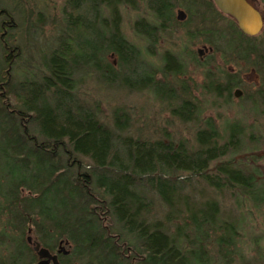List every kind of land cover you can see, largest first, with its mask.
<instances>
[{"label":"trees","instance_id":"trees-1","mask_svg":"<svg viewBox=\"0 0 264 264\" xmlns=\"http://www.w3.org/2000/svg\"><path fill=\"white\" fill-rule=\"evenodd\" d=\"M139 5L146 14L131 27L143 48L121 28L122 9ZM175 9L185 17L178 19ZM60 11L53 44L35 64L24 61L15 80L12 71L23 62L10 42L17 25L0 5V233L10 227L17 235L9 260L0 264H21L25 253L26 264L35 259L26 235L51 252L65 243L57 264L83 257L78 264H208L199 246L207 229L218 233L227 261L224 251L236 231L221 220L211 194L236 189L261 200L253 173L229 156L240 147L239 122L224 124L221 135L204 119L189 142L170 133L134 135L128 111L114 107L104 115L78 88L91 75L105 87L177 100L169 113L185 123L196 119L197 103L182 95L184 85L179 97L168 84L186 63L168 49L152 60L163 32L195 17L187 39L200 38L210 57L249 61L256 70L264 67V44L241 33L212 0H63ZM207 78L206 91L224 99L243 86L236 72ZM197 183L208 197L200 198Z\"/></svg>","mask_w":264,"mask_h":264},{"label":"rangeland","instance_id":"rangeland-1","mask_svg":"<svg viewBox=\"0 0 264 264\" xmlns=\"http://www.w3.org/2000/svg\"><path fill=\"white\" fill-rule=\"evenodd\" d=\"M250 1L261 11L263 25L256 34L255 42L263 45L264 0ZM62 3L63 0H0V5L11 12L17 25L12 31L10 42L18 45L23 62L15 66L12 71L15 80L22 77L19 73L26 68V61L35 64L36 57L53 44V37L62 26L60 11ZM174 13L176 15V9ZM145 14L142 5L136 10L122 9L121 13L123 35L139 48H143L145 43L134 34L131 24L135 18ZM196 21V18L192 17L185 24L174 25L169 31L163 32L152 57L153 63H157L160 53L168 49L186 63L185 72L170 78L168 86L173 88L179 97L182 95L186 98L191 97L197 103L196 119L184 123L172 116L169 109L177 100H159L145 90L136 92L128 91L121 86L105 87L91 75H83V83L79 85L78 92L96 103L104 115H109L114 107L128 111L132 118L131 127L135 129L130 131L134 135L138 134L137 131L144 133L145 136L153 133L155 136L170 133L177 139L181 138L189 142L194 131L203 126L204 119H211L221 135L224 124L239 122L242 131L240 147L229 156L232 161L242 165L245 171L253 173L257 197H261V200H255L236 189L231 192L224 189L219 193L211 194L218 204L221 220L231 222L236 234L232 235V243L227 245V251H224L227 254V261L222 256L223 252L218 251L216 245L218 233L214 230L212 232L211 229H207L206 236L199 242V246L203 249L208 264H264V96L259 94V91L264 93V67L256 70L249 61L233 58L224 61L218 55L208 56L210 46L199 43L198 37L187 39L185 35L186 32L193 31ZM198 49L201 50L199 55ZM192 53L198 55L201 64L194 63ZM223 70L238 74L243 86L234 89L241 91L239 96L232 95L230 99H224L208 93L204 88L207 75L218 79ZM180 84L184 85L185 94L180 93ZM243 93L245 95L241 96ZM196 187L199 189L197 194L200 198L208 197L209 193L198 183ZM157 205L155 204L153 208L155 215H159ZM189 236L192 238L190 232ZM14 238H17V235L10 227L4 228L0 233V261L7 263L9 260V251ZM7 248L8 250H5ZM29 259L30 255L25 253L21 264H26ZM69 260L72 264L86 261L85 257ZM33 261L28 264H32Z\"/></svg>","mask_w":264,"mask_h":264},{"label":"water","instance_id":"water-1","mask_svg":"<svg viewBox=\"0 0 264 264\" xmlns=\"http://www.w3.org/2000/svg\"><path fill=\"white\" fill-rule=\"evenodd\" d=\"M215 7L225 15H229L236 24L237 29L246 35L257 34L262 27V19L259 12L253 8L246 0H212ZM176 17L178 19H183L185 13L181 9L176 10ZM198 55L201 50H197ZM241 91L239 89L233 90L234 96H239ZM25 240L31 245L32 251L37 256V261L33 264H57L56 253L51 254L49 250L40 245V243L30 235L25 236ZM65 244V243H64ZM57 252L66 254L67 250L64 245L59 242Z\"/></svg>","mask_w":264,"mask_h":264},{"label":"flooded vegetation","instance_id":"flooded-vegetation-1","mask_svg":"<svg viewBox=\"0 0 264 264\" xmlns=\"http://www.w3.org/2000/svg\"><path fill=\"white\" fill-rule=\"evenodd\" d=\"M253 8H255L258 12H259V14H260V16H261V11L250 1V0H246ZM228 17H230L229 15H227ZM231 18V17H230ZM261 19H262V17H261ZM263 25V24H262ZM259 33V32H258ZM63 244V243H62ZM58 245H57V248L54 250V251H49L51 254H54V253H56V258L58 257V254L60 253V252H57V250H58ZM64 248H65V244H64ZM35 254V253H34ZM10 256V255H9ZM8 256V257H9ZM37 256L35 255V260L33 261V263L34 262H36L37 261ZM32 263V264H33ZM48 264H51L50 262L48 263Z\"/></svg>","mask_w":264,"mask_h":264}]
</instances>
